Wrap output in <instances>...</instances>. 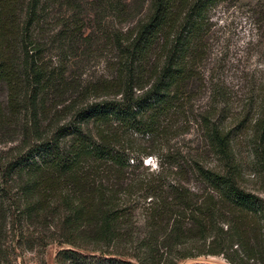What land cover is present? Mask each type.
I'll list each match as a JSON object with an SVG mask.
<instances>
[{"label": "trees", "instance_id": "1", "mask_svg": "<svg viewBox=\"0 0 264 264\" xmlns=\"http://www.w3.org/2000/svg\"><path fill=\"white\" fill-rule=\"evenodd\" d=\"M222 1L147 0L144 17L105 42L111 76L79 90L65 81L68 58L89 41L78 37V1L0 0V127L25 117L16 144L0 151V264L49 244L59 247L54 264H158L160 249L162 264L198 256L264 264V195L240 186L231 139L211 116L202 118V134L217 166L182 163L174 152L146 179L124 177L134 166L132 136L173 134L198 78L208 13ZM103 4L115 16L125 11L118 0L94 6ZM62 10L71 23L57 19L46 36ZM50 51L63 61L45 57ZM67 92L73 97L63 100ZM250 124L251 156L263 176L264 94Z\"/></svg>", "mask_w": 264, "mask_h": 264}, {"label": "rangeland", "instance_id": "2", "mask_svg": "<svg viewBox=\"0 0 264 264\" xmlns=\"http://www.w3.org/2000/svg\"><path fill=\"white\" fill-rule=\"evenodd\" d=\"M77 1V23L82 25L78 37L88 38L89 41L87 46L80 42L77 53L68 58L65 81L71 83L74 89L82 90L85 85L101 82L111 76L112 57L105 42L111 34L117 31L124 33L127 27L141 20L146 14L147 0H118L125 5L124 13L119 16H115L107 4L96 7L95 0ZM69 14V11L67 13L62 10L52 15L53 20L51 18V21H46L48 26L44 27L45 35L50 36L58 29L59 23H53L59 18H67L66 23H71ZM208 18L210 26L203 41V58L197 68V80L194 85L188 86L191 100L184 114L173 128L169 127L173 133L169 134V140L160 138L154 141L132 136L134 140L127 141L128 157L137 168L133 166L126 169L124 177L146 179L159 169L160 164L164 167L174 152L183 156L180 158L182 163L200 159L206 167L217 166L218 161L209 152L202 134V118L211 116V121L221 124L231 139L232 154L242 167L240 186L263 196L264 175H261V168L255 165L251 156L252 142L255 140L252 141L250 120L259 110L261 95L264 94V0H225L209 11ZM45 55L51 56L52 61L64 59L55 51ZM64 96L63 100L73 97L69 92ZM5 99V86L0 85V104L3 108ZM23 115L21 112L14 123L0 127V151L14 146L20 138L25 124ZM184 116L186 119L181 121ZM43 125L45 122H42ZM173 129L180 130L175 133ZM143 152L151 153V156L145 157ZM135 203H138L136 209L143 207L139 200ZM177 249L174 248L172 252L175 253ZM58 250L55 244H49L42 250H17L14 251L15 263L54 264ZM162 251L160 249L157 253L158 264L164 260ZM178 264L228 263L221 256H198Z\"/></svg>", "mask_w": 264, "mask_h": 264}]
</instances>
